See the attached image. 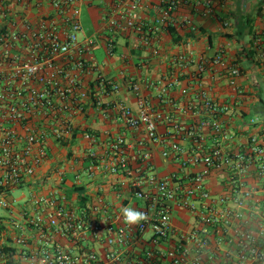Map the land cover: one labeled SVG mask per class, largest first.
I'll list each match as a JSON object with an SVG mask.
<instances>
[{
  "label": "crops",
  "instance_id": "crops-1",
  "mask_svg": "<svg viewBox=\"0 0 264 264\" xmlns=\"http://www.w3.org/2000/svg\"><path fill=\"white\" fill-rule=\"evenodd\" d=\"M156 2L139 0L140 5L135 8L137 20L153 25L156 13L152 5ZM1 3L4 13L0 11V31L20 29L23 19L33 24L45 17L55 18L60 35L66 34L68 26L49 0H1ZM75 5L84 28L80 38L94 39L93 46L84 55L88 68L74 67L75 53L57 57L52 63L67 70L76 80L77 92H88L81 100V109L38 108L27 111L22 121H6L0 117V125L18 135L24 137L31 131L42 134L47 151L32 175L0 191V201L8 202L7 206L0 202V245L5 253L2 264H37L41 249L55 247L81 257L93 251L101 264H106L110 248L119 253V264H169L160 256L147 259V250L154 247L149 230L138 234L137 223L125 227V222L111 220L109 215L123 214L122 209L127 207L141 213L146 201L137 197L131 187L136 178L146 180L151 175L169 178L184 194L193 175L203 173L209 198L191 197L195 210L183 205L180 198L173 200L171 234L155 246L165 250L185 242L193 249L190 234L204 227L201 216L209 207L236 208L239 194L231 189L230 165L223 161L219 167L206 168L201 162H193L191 157L201 156L217 143L225 157L248 152V138L252 134L264 144V0H213L209 12L203 5L187 0L174 14L177 21L181 17L191 19L192 26L175 21L172 32L169 27L154 29L149 32V45L132 28L108 25V18L120 19L126 14L130 8L128 0H75ZM219 50L224 64L214 60ZM0 51L3 55L0 72L12 80V68L29 59L28 41L1 46ZM200 64L205 65L203 70L199 69ZM232 67L239 69L234 85L228 77ZM48 71L45 67L44 72ZM98 75L117 83L118 90L103 91L97 87ZM21 79L16 76L12 81L20 84ZM131 82L138 84L137 92L130 87ZM61 83L65 86L68 80L61 77ZM23 85L40 86L34 80H27ZM202 92L214 102L227 106L218 118L231 137L220 140L213 129L206 125L199 127L201 118L209 116L198 104ZM139 98L145 100L151 112L161 111L172 118L157 124L158 141L147 137L143 124L129 127L120 112V106L124 105L138 114ZM55 100L59 106L60 97ZM253 118L257 120L254 124ZM174 123L184 129L177 131ZM55 127L59 128L58 134L54 133ZM87 133L95 140L86 137ZM118 137L127 143L124 153L127 166L126 170L111 172L109 166L114 159L111 144ZM173 143L179 145L180 151L172 150ZM89 150L96 152L94 159L88 156ZM166 150L168 155L163 154ZM243 179L244 187L252 190V196L239 208L240 217L228 224L215 225L209 234L207 253L214 254L218 264H238L236 252L242 234L249 231L256 234L264 226V174L259 176L256 164H250ZM23 186L29 188L30 195L13 196L14 189ZM141 189L153 191L154 188L143 184ZM53 194L66 209L76 213L85 209L91 220L98 221L101 228L97 235L87 228L85 236H68L49 224L48 218L55 208L48 199ZM37 197H43L44 201L34 203ZM93 206H97L96 210ZM37 217L42 220L39 225L31 222ZM109 224L116 230L119 226L125 227L124 243H107V238L116 236L115 231H107ZM257 238L264 247V237L257 234ZM245 264L255 263L248 259Z\"/></svg>",
  "mask_w": 264,
  "mask_h": 264
},
{
  "label": "built area",
  "instance_id": "built-area-1",
  "mask_svg": "<svg viewBox=\"0 0 264 264\" xmlns=\"http://www.w3.org/2000/svg\"><path fill=\"white\" fill-rule=\"evenodd\" d=\"M52 6L56 9L57 15L61 16L65 24L68 26L66 34L60 35L59 23L55 18L42 17L36 23H31L23 19L19 28L0 31V47H11L21 40L28 41L29 59L22 64L12 68V80L16 76H20L21 83L15 84L10 77H4L0 72V117L6 121H22L27 111L35 109L44 110H71L73 108L81 109V100L88 96L86 90H78L77 82L74 80L67 70L53 66L52 60L57 57L67 56L75 53L74 67L84 70L88 68V63L84 58L94 44V39L91 37L80 38V34L84 33V28L79 19V9L75 5V0H49ZM130 8L121 18H108V25L112 28H132L138 32L144 44H150L149 32L159 27L172 26L176 20L175 11L178 6L187 0H157L152 5L153 11L156 13L153 25H146L137 20L136 7L139 0H128ZM189 1V0H188ZM194 5H203L205 11H211L213 0H191ZM0 11L4 13V7L0 0ZM182 18V19H181ZM178 23L182 25H191L192 21L189 18L181 17ZM154 26V27H153ZM156 51V49H154ZM13 58V57H12ZM3 55L0 51V61ZM215 62L224 64V59L221 50L215 57ZM48 67L49 71L44 72V68ZM205 65L200 64L199 69L203 70ZM239 75V69L232 67L229 69V83L235 84V78ZM61 77L68 80V83L63 86ZM27 80H34L40 84L39 87L31 86L24 87ZM97 87L105 90L117 91L119 85L102 75L96 78ZM130 87L134 91H138V84L131 82ZM185 91V90H183ZM26 92V95H25ZM60 97L61 103L57 106L56 97ZM198 104L203 110H207L209 116L201 118L199 127L213 129L218 134L220 140L227 139L230 133L222 126L219 121V115L227 110V106L214 102L205 92L198 96ZM100 103V100H98ZM140 111L134 114L130 108L121 105L120 112L125 120V123L136 128L143 124L146 130L147 137L152 141H158L159 135L157 132V124L160 121H171L169 115L161 111L151 112L147 103L143 98H139ZM254 124L257 122L255 118L251 119ZM177 131H182L183 126L174 123L173 126ZM54 133H59V128H54ZM198 135V134H197ZM90 140L94 141L95 137L89 133L86 134ZM198 139V138H197ZM43 135L33 131L27 133L24 137L18 135L13 129L5 128L0 125V191L14 187L21 183L25 176L32 175L35 167L39 165L46 157L47 151L43 141ZM249 151L236 152L229 157L222 155L220 143L208 151L193 155V162H201L206 168L219 167L223 161L230 165L232 179L231 189L234 193L239 194L235 200L236 208L232 209L227 206L216 208L211 206L208 211L201 216V221L204 225L200 231H193L190 234V239L194 241V248L191 249L185 242H180L171 248L165 250L156 249L155 246L160 242L165 241L171 234V202L177 198L183 205L191 210H195V205L191 202V197H199L202 199L209 198V192L204 188V174L196 173L191 178L188 187L184 190L185 193H180V186L173 184L169 178H157L153 175L148 176L146 180L136 178L132 180L131 187L135 191V195L146 201L141 214L143 219L137 222V233L149 230L151 232L150 241L153 248L146 252L147 259L154 257H163L167 259L169 264H218L214 259V254H208L209 234L213 231L215 225L220 223H230L233 218L240 217V207L244 201L251 198L252 190L244 187V175L250 164H256L258 175L264 174V144L261 143L258 136L252 134L248 138ZM114 159L110 164V171L117 172L120 169L126 170L127 160L124 153L127 149V143L123 137L116 138L111 144ZM173 151H180L178 144L171 145ZM168 155V150L163 152ZM88 156L92 159L96 157L94 150L88 151ZM143 184L152 186L153 191H145L141 189ZM244 187V188H243ZM59 197L55 194L48 199L51 205H54V211L48 218L49 224L56 226L64 235L68 236H85L87 228L93 235H97L100 231V224L96 220H91L87 216L85 209L81 213L73 212L66 209L58 202ZM44 201L43 197L34 198L33 202L38 204ZM4 206L8 205L6 200L0 201ZM238 207V208H237ZM97 206L92 209L96 210ZM136 212L135 210L131 209ZM111 220L120 219L125 222L123 214L109 215ZM91 220V221H90ZM41 218L37 217L31 222L39 225ZM90 221V222H89ZM125 227H129L125 222ZM17 227H20L17 224ZM125 227H118L117 230L112 224L107 226V231H115V237L107 238L108 244H113L115 241L125 242L126 232ZM1 234V231H0ZM259 237H264V226H261L258 233L246 232L242 234L239 240V249L236 252L238 264H245L248 259L255 264H264V247L260 244ZM4 251L0 245V264L4 258ZM209 260H207V258ZM106 264H119V253L110 248L106 254ZM101 264L96 253L88 252L84 257L70 253L60 247L54 249L43 248L37 264Z\"/></svg>",
  "mask_w": 264,
  "mask_h": 264
},
{
  "label": "clouds",
  "instance_id": "clouds-1",
  "mask_svg": "<svg viewBox=\"0 0 264 264\" xmlns=\"http://www.w3.org/2000/svg\"><path fill=\"white\" fill-rule=\"evenodd\" d=\"M122 212L125 218V222L128 224H135L139 220L144 218L141 213L132 211L130 207L122 209Z\"/></svg>",
  "mask_w": 264,
  "mask_h": 264
},
{
  "label": "rangeland",
  "instance_id": "rangeland-1",
  "mask_svg": "<svg viewBox=\"0 0 264 264\" xmlns=\"http://www.w3.org/2000/svg\"><path fill=\"white\" fill-rule=\"evenodd\" d=\"M12 193H13V196L22 195L23 198H26V197H28L30 195V190H29V188L27 186H23L21 188L14 189V191Z\"/></svg>",
  "mask_w": 264,
  "mask_h": 264
},
{
  "label": "trees",
  "instance_id": "trees-1",
  "mask_svg": "<svg viewBox=\"0 0 264 264\" xmlns=\"http://www.w3.org/2000/svg\"><path fill=\"white\" fill-rule=\"evenodd\" d=\"M169 28H170V30H171V32L173 31V27L172 26H168ZM81 200L83 201V200H85V197L84 196H81ZM3 251H4V248H3ZM254 263H256V262H254ZM5 264H8V263H5Z\"/></svg>",
  "mask_w": 264,
  "mask_h": 264
}]
</instances>
